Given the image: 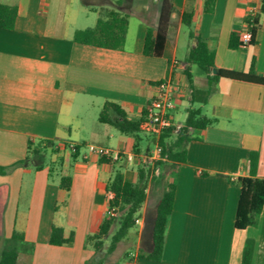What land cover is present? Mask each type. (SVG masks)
<instances>
[{"label":"crops","instance_id":"obj_1","mask_svg":"<svg viewBox=\"0 0 264 264\" xmlns=\"http://www.w3.org/2000/svg\"><path fill=\"white\" fill-rule=\"evenodd\" d=\"M162 1L143 0V8L135 12L125 11L124 1H112L116 10L138 14L139 22L132 47L126 48L124 41L121 49H111L73 40L75 30L93 27L99 10L111 6H88L83 0H0L17 8L14 28H0V166L24 158L29 142L50 140L53 146L46 152L55 154L41 169L16 167L0 174V249L13 232L21 233L23 241L15 243L18 262L86 264L93 256L87 236L96 233L108 216L106 185L117 165L124 167L125 179L136 182L129 161L136 165L134 150L142 155L136 142L127 149L133 133L99 121L100 110L110 101L128 118L140 119L157 93V83L170 77L179 86L171 124L176 128L183 124L174 122L173 111L180 106L185 118L188 106L199 107L211 123L191 129L193 138L184 146L186 161L169 165L171 178L166 181L175 185V191L161 258L148 257L152 226L149 236L144 230L147 213L156 212L162 181L151 198L147 190L139 210L129 264H240L249 238L254 242L251 264H264V206L255 225L235 227L237 179L249 175L250 149L259 151L255 175L264 178V83L221 77L208 89L206 74L186 61L194 42L182 20L183 14L191 15V26L214 53L215 69L248 73L253 62L254 75L264 77V5L254 42L231 48L230 34L244 28L251 0H214L211 11L204 10L205 0H168L161 22ZM148 27L152 37L158 29L166 36L160 55L144 54ZM193 88L208 93L200 92L191 103ZM140 128L158 140L157 131ZM91 143L111 148L119 157L101 162L88 153L86 145ZM62 177H69V189L60 185ZM53 225L62 227L64 236L73 230V243L50 244ZM128 233L119 242L121 250L132 243Z\"/></svg>","mask_w":264,"mask_h":264},{"label":"trees","instance_id":"obj_2","mask_svg":"<svg viewBox=\"0 0 264 264\" xmlns=\"http://www.w3.org/2000/svg\"><path fill=\"white\" fill-rule=\"evenodd\" d=\"M214 0H205L204 10L211 11ZM168 0L162 1L160 21L164 18V8L169 7ZM17 17V8L13 5H7L0 2V28L13 29ZM183 22L189 26V39L194 42L190 46L186 56V61L195 64L206 74L207 83L210 87L215 84L219 78L239 79L246 81L263 82L264 77L254 75L253 62L250 65L248 73H240L225 69H216V73H212L214 65V53L209 49L205 40L199 32H195L191 26V15L183 14ZM128 27V15L114 8H101L96 23L93 27L77 29L73 34V40L78 43L88 44L98 47L121 49L125 41V34ZM257 28H252V39ZM151 28L148 27L144 46V54L160 55L164 48L165 34L158 29L155 37L151 35ZM239 33L231 32L229 38V47L236 48L239 45ZM188 82L192 83L191 74L188 69L185 70ZM206 94L208 90L192 89L190 102H196L197 94ZM202 100V99H201ZM204 100V99H203ZM99 121L109 123L122 133H135L141 130L140 125L143 117L140 119H131L126 116L123 108L110 101H106L99 113ZM211 123V120L201 113L199 107L188 106L186 118L176 133L174 140L169 142L168 137L176 131V127L172 124L163 129L158 136V144L161 147L160 158L154 162L153 169L165 168V165L177 166L186 161L185 144L192 137L191 129H203ZM44 143V144H43ZM53 146L50 140H43L33 145L29 142L28 154L10 165L0 166V174H7L16 167L33 166L35 169H41L44 165V155L46 149ZM78 149V145L74 146V150ZM56 151V149L54 150ZM111 158H100L101 162H109ZM259 161V151L250 149L248 154L249 175L239 177L237 183L240 186V195L237 204L235 227L243 229L253 226L257 222V218L264 206V178L257 177L256 171ZM151 169L141 166L137 169V180L131 182L125 179L124 174L117 170L112 179L106 185V191L109 193L108 204L109 209L114 212H120L121 218L115 230H112L114 224V216H106L99 225L98 231L87 236V241H91L94 253L86 264H107L109 255H111L117 244L123 240L129 229L135 225V219L139 216V210L146 199L147 177ZM164 188L156 205V212L152 224V246L148 254L151 259H160L164 241L165 228L168 216L173 205V197L175 185L167 182L164 175ZM165 180V182H164ZM60 185L66 189L70 187L69 177H62ZM110 235V242L105 250H103V239ZM23 235L13 232L10 240L5 241L0 249V264H23L18 262V249L15 246L17 240L23 241ZM74 240V232L71 230L67 236H64V230L60 226L53 225L51 228L49 243L53 245H70ZM254 242L252 239H246L240 264H251L253 256Z\"/></svg>","mask_w":264,"mask_h":264},{"label":"rangeland","instance_id":"obj_3","mask_svg":"<svg viewBox=\"0 0 264 264\" xmlns=\"http://www.w3.org/2000/svg\"><path fill=\"white\" fill-rule=\"evenodd\" d=\"M114 0H83L84 3H86L88 6H93L96 5L97 3H103V5L105 6H111L114 9H118L117 6H114L111 4V2ZM124 1V8L125 11H141V9L143 8V0H121ZM152 2L155 3L154 0H146L147 3ZM150 6V5H149ZM95 8H89L88 10L90 12H93ZM129 13L128 14V33H127V37L125 40V47L126 48H130L132 47V42H133V35H134V31L137 27V24L139 22V16L136 13ZM174 112V122L175 125H179L180 123H182L184 121L185 118V110L183 106H180L176 111ZM179 128L176 129L175 132H173L167 139L168 144L169 142H171L172 140H174V138L176 137V133L178 131ZM87 141V140H86ZM91 141V140H90ZM136 144V148L138 149V151H140L142 153V155H139L138 152H136L134 150V154H133V161H135L136 165L133 164L131 161H129V168L132 171V179L135 180L137 178V169L141 166H145L147 169H151V171L148 173V177H147V190H148V197L151 198V192L154 190L155 187L158 186V184L163 181L164 178H161V175H164L165 178H171V167L169 165H165V168H158V169H153V165L154 162L160 158V151H161V147L158 144V141L156 140V142H154L153 140V136L151 134H149L148 132H144V131H138L133 133V135H131V140L130 143L127 146V149L130 150L133 147V144ZM156 144V145H155ZM147 151H145L146 149H148ZM81 150H84V144L81 145ZM53 158H55V154L52 151H47L46 154L44 155V163H49ZM116 170L122 171L124 170L123 166H118L116 167ZM59 171V170H58ZM56 171V173L58 172ZM55 175V174H54ZM57 176V175H55ZM165 182V180H164ZM146 190V193H147ZM139 216V215H138ZM155 216V210L152 209L151 211H149L147 213L146 216V225H145V230L144 232L146 233V236H149V232L152 226V221L154 219ZM114 224L112 226V230H115L118 226V223L120 221L121 218V213L120 212H115L114 214ZM136 230H138V226H133L129 229V233H128V240L130 242L134 241V237H135V232ZM104 245H103V250L106 249V247L108 246L109 242H110V235L106 238L103 239ZM123 247L122 243H119L116 247V249L114 250V252L109 255L108 260H107V264H113V263H118V264H129V257H130V253L132 251H134V244L133 242L127 246H125V250H121Z\"/></svg>","mask_w":264,"mask_h":264},{"label":"built area","instance_id":"obj_4","mask_svg":"<svg viewBox=\"0 0 264 264\" xmlns=\"http://www.w3.org/2000/svg\"><path fill=\"white\" fill-rule=\"evenodd\" d=\"M264 5V0H251L248 5L244 28L239 33L240 44H249L252 39V28L256 26L257 16ZM179 91V86L170 78H164L157 83V93L147 103L143 113V125L146 128H152L160 133L163 129L171 125V110L176 107L175 97ZM70 148L74 150V145ZM86 149L88 153L97 156L98 158L117 159L119 153L111 148L87 144ZM115 212L108 209V215L114 216ZM135 222H139L136 218Z\"/></svg>","mask_w":264,"mask_h":264},{"label":"water","instance_id":"obj_5","mask_svg":"<svg viewBox=\"0 0 264 264\" xmlns=\"http://www.w3.org/2000/svg\"><path fill=\"white\" fill-rule=\"evenodd\" d=\"M213 73H216V69L215 68H213Z\"/></svg>","mask_w":264,"mask_h":264}]
</instances>
